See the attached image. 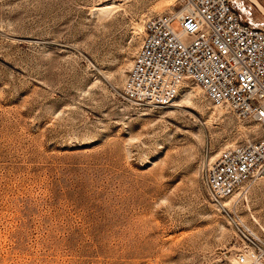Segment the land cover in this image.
I'll use <instances>...</instances> for the list:
<instances>
[{"label":"rangeland","instance_id":"obj_1","mask_svg":"<svg viewBox=\"0 0 264 264\" xmlns=\"http://www.w3.org/2000/svg\"><path fill=\"white\" fill-rule=\"evenodd\" d=\"M168 1L0 0V264H264L235 256L264 242L261 179L219 202L199 180L264 123L191 82L166 106L122 97L143 19Z\"/></svg>","mask_w":264,"mask_h":264},{"label":"built area","instance_id":"obj_2","mask_svg":"<svg viewBox=\"0 0 264 264\" xmlns=\"http://www.w3.org/2000/svg\"><path fill=\"white\" fill-rule=\"evenodd\" d=\"M189 82L199 85L211 103L264 123V31L230 0H177L144 17L122 97L138 106H166ZM259 179L264 199V138L224 147L199 169L207 197L216 202ZM236 226L251 232L240 219ZM244 237L251 245L236 258L264 263V242Z\"/></svg>","mask_w":264,"mask_h":264},{"label":"bare ground","instance_id":"obj_3","mask_svg":"<svg viewBox=\"0 0 264 264\" xmlns=\"http://www.w3.org/2000/svg\"><path fill=\"white\" fill-rule=\"evenodd\" d=\"M172 2H173V0H169L168 2H167V4H165L164 6L166 7V5H168V4H172ZM257 3L259 4V5H261V3L260 2H258L257 1ZM249 4V3H248ZM250 5V4H249ZM111 7V5H103V6H100L99 7V10L98 11H100V13L101 12H105V11H107L109 8ZM114 8V7H113ZM262 8H263V6H262ZM98 9V8H97ZM135 27V26H134ZM199 86V85H198ZM200 87V86H199ZM201 88V87H200ZM190 92L191 91H187V92H185L184 94H182L181 95V99H186L187 97H188V95L190 94ZM178 95H179V93L177 94V96L175 97V100L177 99V97H178ZM180 98V97H179ZM180 99V100H181ZM173 104V103H172ZM217 106V105H216ZM239 261V260H238ZM246 262H248V261H246Z\"/></svg>","mask_w":264,"mask_h":264},{"label":"water","instance_id":"obj_4","mask_svg":"<svg viewBox=\"0 0 264 264\" xmlns=\"http://www.w3.org/2000/svg\"><path fill=\"white\" fill-rule=\"evenodd\" d=\"M250 4L254 6L255 9H257L263 16H264V7L262 8V4L259 5L257 3L258 0H247ZM259 2V1H258Z\"/></svg>","mask_w":264,"mask_h":264}]
</instances>
